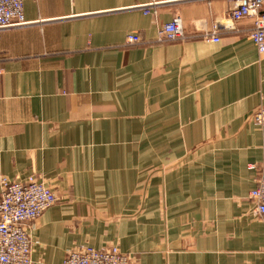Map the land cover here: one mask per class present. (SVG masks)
<instances>
[{
  "label": "crops",
  "instance_id": "obj_1",
  "mask_svg": "<svg viewBox=\"0 0 264 264\" xmlns=\"http://www.w3.org/2000/svg\"><path fill=\"white\" fill-rule=\"evenodd\" d=\"M238 2L24 0L26 23L0 38V194L35 176L58 198L32 224L33 264L79 247L131 264H264L250 199L264 55L254 19L228 17ZM177 17L191 39L152 43ZM131 33L149 44L127 46Z\"/></svg>",
  "mask_w": 264,
  "mask_h": 264
},
{
  "label": "built area",
  "instance_id": "obj_2",
  "mask_svg": "<svg viewBox=\"0 0 264 264\" xmlns=\"http://www.w3.org/2000/svg\"><path fill=\"white\" fill-rule=\"evenodd\" d=\"M264 0H239L237 6L229 13V19L238 22L246 18L254 19L250 32L261 56L264 55ZM146 15H156L144 7ZM24 0H0V38L3 31L23 26ZM191 39L185 34L179 17L158 29L154 44L181 43ZM208 41L218 42V34L205 36ZM140 34L127 36V46L147 45ZM251 119L258 126H264V109L255 111ZM258 172L256 189L250 199L255 205L254 212L264 224V160L258 166H252ZM58 198L55 192L40 182L35 176L26 180H2L0 194V264H33L34 241L31 234L32 224L48 209L55 206ZM131 256L115 248L97 250L90 247H79L66 255L63 264H131Z\"/></svg>",
  "mask_w": 264,
  "mask_h": 264
}]
</instances>
